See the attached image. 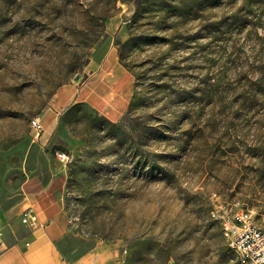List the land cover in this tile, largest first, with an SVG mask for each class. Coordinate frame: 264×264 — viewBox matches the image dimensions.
I'll return each instance as SVG.
<instances>
[{"label": "rangeland", "instance_id": "1", "mask_svg": "<svg viewBox=\"0 0 264 264\" xmlns=\"http://www.w3.org/2000/svg\"><path fill=\"white\" fill-rule=\"evenodd\" d=\"M107 56L130 83L116 120L73 97ZM32 173L68 261L110 241L122 264H243L212 211L264 227V0H0L2 211Z\"/></svg>", "mask_w": 264, "mask_h": 264}, {"label": "crops", "instance_id": "2", "mask_svg": "<svg viewBox=\"0 0 264 264\" xmlns=\"http://www.w3.org/2000/svg\"><path fill=\"white\" fill-rule=\"evenodd\" d=\"M129 85L123 66L114 56H107L99 68L91 71L87 86L77 88L73 97L85 96L81 103L116 120L121 110L117 100L127 94ZM53 183L35 173L25 183L22 211L29 205L36 208L41 226L36 230L21 225L22 211L15 215L0 208V237L8 246L0 256V264H122L118 245L110 241L99 242L70 261L63 256L59 244L69 232V217ZM25 242L31 245L27 248Z\"/></svg>", "mask_w": 264, "mask_h": 264}, {"label": "built area", "instance_id": "3", "mask_svg": "<svg viewBox=\"0 0 264 264\" xmlns=\"http://www.w3.org/2000/svg\"><path fill=\"white\" fill-rule=\"evenodd\" d=\"M34 142L39 141L45 131L40 119L31 121ZM69 162V157L60 155ZM212 218L220 223L228 247L239 257L243 264H264V227H261L253 212L240 208L237 204L217 202L212 211ZM20 223L30 230L41 227L39 216L33 205L27 206L20 214ZM30 242H25L28 248ZM8 246L0 237V256L5 253Z\"/></svg>", "mask_w": 264, "mask_h": 264}, {"label": "water", "instance_id": "4", "mask_svg": "<svg viewBox=\"0 0 264 264\" xmlns=\"http://www.w3.org/2000/svg\"><path fill=\"white\" fill-rule=\"evenodd\" d=\"M80 77L77 78V80L79 79Z\"/></svg>", "mask_w": 264, "mask_h": 264}]
</instances>
